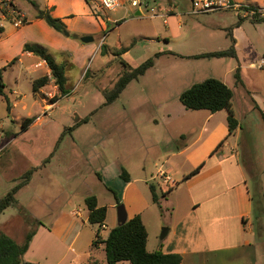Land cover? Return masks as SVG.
<instances>
[{
  "label": "crops",
  "instance_id": "obj_1",
  "mask_svg": "<svg viewBox=\"0 0 264 264\" xmlns=\"http://www.w3.org/2000/svg\"><path fill=\"white\" fill-rule=\"evenodd\" d=\"M35 1L42 8H50L53 16L61 18L69 34L65 35L49 26L45 20L36 18V10L27 0H0V67H4L3 80L8 70H11L19 79L29 75L32 87V81L44 71L36 68L42 58L31 51H24L25 43L42 45L56 62H65L60 54L67 53L68 62L83 69L96 50L103 53L101 44L105 49L109 34L125 22H134V35L143 37L161 34L153 21L158 19L162 23V35L167 38L161 43L162 48L165 44L169 47L171 41H179L196 49L187 53L174 51L177 58L195 60L190 65V71L183 73L176 68L173 73L157 75L159 79L169 81L167 86L172 87L177 97L194 82L212 76L222 80L233 91L232 87L237 84L234 76L237 66L242 80L239 86L245 88L244 73L257 68V59L250 60L251 54L260 56L264 53V22L254 21L243 12L232 9H220L208 12V15L219 13L224 16L232 13L237 18L229 29L235 40L236 57L190 58L187 56L227 49L231 41L221 43L219 39L225 34L228 25L213 18L202 24L196 19L198 16L190 15L188 10L179 13L170 6L164 7V0L158 3L159 9H163L158 16L142 15L140 10L129 4V0H121V5L111 11L94 8L93 2L87 0ZM232 1L264 7V0ZM190 4L188 1V8ZM5 5L19 11L26 22L15 27ZM244 20H248L250 25H244ZM189 22H192V29L186 25ZM111 23L117 26L109 31ZM247 26H250L249 30ZM97 33L102 34L98 45L80 40L83 35H91L94 41ZM119 49H125L124 55L128 52L125 47ZM163 49L158 51L161 54L154 58V64L144 74L131 80L124 90H128L135 80L143 81L147 72L154 67L157 57L165 53L172 54L171 50ZM135 63L128 64L135 67ZM151 83L153 85V80ZM156 85L153 91H156ZM4 91L7 92L5 88ZM133 91L137 99H132V106L128 109L131 113L143 107L139 102L145 90L140 88L139 93V87H136ZM148 94L153 97L151 92ZM248 94L252 105L254 103V108L264 119V99L251 91ZM168 100L169 97L164 98V102H156L149 112L137 116L130 123V128L145 135L140 143L132 142L125 152L121 149L118 151L116 147L117 152H111L116 143L111 145L110 142L109 155H105L106 151L96 150L94 166L101 176L99 180L105 187L112 182L120 202L124 204L127 219L140 215L148 233V251L161 249L164 253H178L182 257L180 264H264V163L258 154L251 152L249 139L244 137L241 119L245 114L238 112L234 105V91L231 104L238 126L231 134L228 131L226 109L216 112L191 110L185 108L179 98L173 104H169ZM236 130L243 131V137ZM199 165L201 167L196 174L184 178ZM121 168H125L129 174L128 181L120 177ZM159 170L169 177L167 181L159 177ZM31 176L30 182L34 177ZM16 179H11L8 190L17 183ZM67 180L69 182V178ZM30 182L18 190L15 202L0 213V230L17 243H20L19 234L23 230L18 214L28 218V223L37 221L23 259L36 264H107L104 243L92 244L96 238L97 225L89 223L88 209L84 203V198L92 193L67 190L62 201L58 200L60 202L55 205L54 202L46 203L49 211L41 213L18 199ZM150 183L157 186L158 193L168 191L166 196H160L163 213L152 201ZM4 186L3 178L0 177V198L4 195ZM256 195L261 200L263 210L255 222ZM95 196L98 205L107 208L105 221L98 232L100 241H103L110 229L119 224L117 204L115 198L104 203ZM255 223L258 229L254 228ZM117 264L131 263L129 260H120Z\"/></svg>",
  "mask_w": 264,
  "mask_h": 264
},
{
  "label": "rangeland",
  "instance_id": "obj_2",
  "mask_svg": "<svg viewBox=\"0 0 264 264\" xmlns=\"http://www.w3.org/2000/svg\"><path fill=\"white\" fill-rule=\"evenodd\" d=\"M141 1V9L134 8L140 10L142 15H150L151 7L158 13L163 12V9L158 7L160 0ZM188 1L190 2V0H164V7L170 6L175 12L184 13L190 8V5L189 8L187 7ZM190 15L198 16L196 19L200 20L202 24L213 18L220 20L226 26L228 25L226 30L223 29L225 34L221 36L219 42L231 41V37L226 34V31L229 32L237 19L232 13L224 16L219 13ZM186 17L188 19V16ZM153 21L154 25L157 24L161 34L143 37L134 35L132 31L135 27L134 22L123 23L109 34L105 40L106 48H103V53L96 50L83 69L70 64L68 54L62 52L60 56L67 63L66 87L68 93L55 102L53 99L59 95V91L53 78L48 75L50 69L47 64L36 66L38 70H44L41 72V76L46 75L49 79L35 94H32L29 75L19 79L15 72L8 70L3 80L8 102L0 96V177L3 178L6 186L4 195L12 178H17L15 182H19L22 180L21 176L24 172L37 167L33 169L34 177L31 182L28 181L30 182L29 186H26L18 195L19 201L26 202L33 210L41 213L48 212L46 203L54 202L53 205L59 203L65 198L66 191L71 192L72 189H76L79 193L95 194L104 203L113 200V194L97 176L94 166L96 150L106 151L105 155L117 152L115 147L118 151L121 149L125 152L132 142L140 143L143 138L145 139V135L139 130L130 128V123L135 121L137 116L141 114L143 116L149 112L156 102H164V98L169 97V104L178 101L172 87L167 86L169 81L167 79L163 81L157 75L173 73L176 68L177 71L186 73L190 71V65L195 63V60L177 58L174 51L187 53L196 49L187 47L179 41H171L169 47L165 44L163 48L171 50L172 54L165 53L162 54L163 56L157 57L154 67L147 72L143 81H133L131 87L122 91L112 103L104 104L106 91L113 86L123 70L120 63L121 57L131 65L136 62L137 66L155 55L156 52L164 50L161 43L164 42V38L165 40L167 38L162 35V23L158 19ZM191 23L186 24L188 29H192ZM243 23L250 25L248 20H244ZM116 26V23H111L109 31ZM249 27L247 26L248 30ZM185 31L189 32V30ZM101 36V33L95 34L94 41H91L90 45L93 43L98 45ZM120 47L127 48L128 52L121 56L115 55L114 52ZM104 50L106 51L104 52ZM258 57L259 55L252 53L250 60H256ZM86 70L87 74L85 75ZM244 74L246 87H240L239 84L232 87L234 105L238 112L245 114L241 120L244 137L249 139L251 152L258 154L261 162L264 163V119L261 113L254 108V103L252 105L248 94V91H251L264 99V69H250ZM154 85H156V91H153ZM136 87H139V93H141L140 88L145 90L143 99L140 97L141 101L139 102L143 107L138 112L131 113L128 109L132 106V99H137L134 98L133 91ZM148 92H151L153 97ZM151 98L156 101H151ZM85 116H89L86 122L78 124L72 130L69 129ZM26 117L33 118V121L26 130H22L21 122ZM236 131L243 137V131ZM8 139L11 140L7 142ZM98 142L100 145L97 144ZM110 142L111 145L116 144L109 153ZM47 157H49V161L43 164V160ZM77 172L78 175H76ZM68 178L69 182H67ZM111 184L106 185L117 190ZM33 191L35 194H32ZM256 199L254 202L255 222L261 214L260 211L263 210L261 200L257 198V195ZM58 200L60 201L57 202ZM18 219L23 228L18 240L21 243L26 233L34 228V224L28 223L29 221L27 222V218H24L22 214H18ZM163 227L165 226L163 225ZM258 227V224L255 223L254 228L258 229Z\"/></svg>",
  "mask_w": 264,
  "mask_h": 264
},
{
  "label": "trees",
  "instance_id": "obj_3",
  "mask_svg": "<svg viewBox=\"0 0 264 264\" xmlns=\"http://www.w3.org/2000/svg\"><path fill=\"white\" fill-rule=\"evenodd\" d=\"M36 10L35 17L41 18L46 23L59 32L66 30V25L61 18L53 16L50 8H42L35 0H27ZM246 10L256 9V7L248 6L244 7ZM19 12V11H18ZM254 21L264 22V18L260 17L256 11L250 17ZM228 34L231 36L230 32ZM235 40L231 36V44L227 49L202 52L187 57L192 58H212V57H224L231 56L236 57L235 52ZM104 45L101 44V51H103ZM24 51H31L35 55L46 60L48 67L51 69V78H53L55 85L58 88L59 95H57L53 102L60 99L61 96L66 95L67 91V63L56 62L54 57L50 55L46 48L36 43H25L23 46ZM125 49H119L115 55L121 56ZM161 54L156 52L155 55L146 59L144 62L133 67L128 64L122 57L120 63L123 67L122 72L114 82L113 86L106 91L104 104L112 103L120 93L124 90L126 85L133 79L138 78L146 72L154 64V58ZM4 67H0V96H2L7 102L8 97L4 91L5 84L3 81ZM87 70L85 71V75ZM235 80L237 84L242 83L239 66L236 67L234 72ZM49 77L46 75L40 76L32 81L33 93L48 81ZM232 89L225 84L222 80L216 77H207L201 81L194 82L191 86L187 87L179 94V101L185 108L191 110L206 109L211 112H216L221 109H226L228 131L231 134L238 126V121L234 115L232 109ZM89 116L83 117L78 120L75 125L69 127L70 130L80 123L86 122ZM33 118L26 117L21 122L22 130H26L32 123ZM49 161V157L43 160V164ZM201 165L193 169L184 178L196 174ZM33 167L28 169L21 176V181L13 185L4 196L0 198V213L3 212L8 206L15 201V196L18 190L24 186L31 178L33 173ZM98 178L101 179L98 173ZM120 177L128 181L130 179L129 174L125 168H121ZM109 191L112 192L116 204H120V200L117 195V191L109 186H106ZM151 191L152 201L158 205L160 212L163 213V209L160 204V196H166L168 191L159 192L157 186L153 183L149 184ZM84 203L88 209V221L91 224L97 225L96 238L93 240V245L98 242H103L105 245L106 261L107 264H117L120 260H129L131 264H180L181 255L178 253H164L161 249H156L152 252L146 249L147 230L142 222L139 214L127 219L124 223H119L110 229L106 239L100 241L99 230L103 225L106 217V206H99L95 195H87L84 198ZM29 219L27 218V222ZM37 221H33L34 224ZM34 234V228H31L25 235L24 240L21 243H17L13 238L0 230V264H36L23 259V254L26 252L29 242Z\"/></svg>",
  "mask_w": 264,
  "mask_h": 264
},
{
  "label": "built area",
  "instance_id": "obj_4",
  "mask_svg": "<svg viewBox=\"0 0 264 264\" xmlns=\"http://www.w3.org/2000/svg\"><path fill=\"white\" fill-rule=\"evenodd\" d=\"M87 1L93 2L94 8H99L101 10H106V11L115 10L121 5V0H87ZM190 3L191 4L188 13L194 15L213 12L220 9H225V10L232 9L243 12L245 15L250 17L254 13V11H256L260 17L264 18V7H256V9L246 10L244 9V7H248V5H242L232 0H190ZM129 4L132 7H138V8L142 7L141 0H129ZM5 8L7 12L12 15L13 17L12 22L15 27H20L26 22L24 16L20 12L14 10V8H12L10 5H5ZM150 10H151V14H150L151 16L159 15V13L153 7H151ZM44 64H47V62L45 59L42 58V60H40L36 66H41ZM256 67L260 69H264V53H262L256 60ZM48 75H50L49 77H51V69ZM158 175L159 177L164 178L165 181H167L169 178L168 176H165V173L162 170L158 171Z\"/></svg>",
  "mask_w": 264,
  "mask_h": 264
},
{
  "label": "water",
  "instance_id": "obj_5",
  "mask_svg": "<svg viewBox=\"0 0 264 264\" xmlns=\"http://www.w3.org/2000/svg\"><path fill=\"white\" fill-rule=\"evenodd\" d=\"M139 12H137L138 14ZM63 33L65 35H68V31L67 30H64ZM80 40L84 43H89L93 40V36L91 35H83L80 37ZM116 211H117V220H118V223H124L126 220H127V214H126V210H125V207H124V204L123 203H120L116 206ZM165 228V227H163ZM164 231V229H163ZM163 233V232H162Z\"/></svg>",
  "mask_w": 264,
  "mask_h": 264
}]
</instances>
